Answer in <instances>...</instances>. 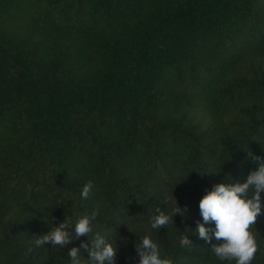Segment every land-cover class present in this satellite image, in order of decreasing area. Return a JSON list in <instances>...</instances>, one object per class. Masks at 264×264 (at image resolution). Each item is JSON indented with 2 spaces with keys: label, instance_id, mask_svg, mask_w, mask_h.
<instances>
[{
  "label": "trees",
  "instance_id": "1",
  "mask_svg": "<svg viewBox=\"0 0 264 264\" xmlns=\"http://www.w3.org/2000/svg\"><path fill=\"white\" fill-rule=\"evenodd\" d=\"M250 151L264 158V0H0V264H71L84 243L89 264L97 233L115 264H138L145 235L173 264H228L195 231L199 201L245 182ZM175 201L185 216L151 229ZM94 209L88 236L27 253Z\"/></svg>",
  "mask_w": 264,
  "mask_h": 264
},
{
  "label": "clouds",
  "instance_id": "2",
  "mask_svg": "<svg viewBox=\"0 0 264 264\" xmlns=\"http://www.w3.org/2000/svg\"><path fill=\"white\" fill-rule=\"evenodd\" d=\"M248 158L258 162L259 166L248 174L245 182L214 184L212 190L207 191L199 201V213L203 222L197 221L195 231L200 239L211 245L210 253L228 264H253L258 253L264 254L256 230L262 210L264 158L253 155L251 151L248 152ZM92 186L91 181L83 186L82 199H88ZM187 211L186 206L181 209L176 201L175 206L167 213L157 208V214L150 218V227L159 230L162 227L167 228L170 224L174 225L173 217L177 214L183 217ZM98 215V210L94 209L91 213L79 217L74 224L65 219L45 234L35 235L30 241L27 253L33 252L35 248H43L49 243L52 248H65L74 238L88 236L93 231V221ZM73 226L74 235L69 230ZM213 239L216 243H212ZM91 243L89 264H115L117 246L114 242H109L105 236L97 233ZM179 243L184 248L193 247L188 235L181 236ZM135 247L139 255L138 264H173L172 259L162 257L160 246L149 235H145ZM81 248L87 249L88 244L84 243L68 250L71 264H81L78 258Z\"/></svg>",
  "mask_w": 264,
  "mask_h": 264
}]
</instances>
